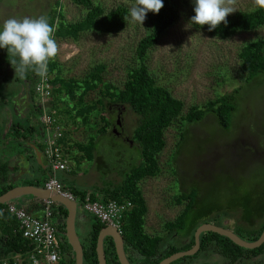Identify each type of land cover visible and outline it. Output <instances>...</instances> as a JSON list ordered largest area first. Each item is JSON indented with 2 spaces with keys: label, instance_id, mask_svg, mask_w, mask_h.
<instances>
[{
  "label": "trees",
  "instance_id": "obj_1",
  "mask_svg": "<svg viewBox=\"0 0 264 264\" xmlns=\"http://www.w3.org/2000/svg\"><path fill=\"white\" fill-rule=\"evenodd\" d=\"M129 1L135 2V0ZM70 2L84 9L82 17L77 21H65L62 17H59V0H53L51 4L47 3L49 8L40 13L41 16L48 17L50 25L56 28L54 38L76 40L81 33L93 31L97 34H112L125 27V16H127L128 10L123 4L104 9L100 3L93 0H70ZM184 7L187 8L190 23V18L195 15L193 0H163V7L159 13L150 11L146 14L145 19L149 24V28L136 42L134 48L135 63L126 68L125 77L120 87L103 80L101 73L104 70V64L102 63L93 65L85 73L84 78L75 80L73 78H62L58 71L57 61L55 59L49 61L46 76L51 73L53 75L47 78L46 81L49 84L50 91L47 100L51 104L45 110L42 106L43 103H40L39 95L35 91L40 77L29 70L21 78L15 72V65L10 62L15 58L8 55L6 48L0 49V85L3 83L4 85L12 84L13 86L9 90L5 89L4 86H0V106L10 105V93H17L18 90H22V94L30 99V101L24 103L27 111L25 115L22 117L16 115L14 119L12 118L4 132L0 126L1 146L5 141H12L14 144L17 137L21 136L22 140L34 141L37 139L38 147L42 150L43 144H40L41 134L38 138H35L32 130L37 127L40 132H44L40 117L43 113H47L53 115L54 118L51 126L57 125L62 129L57 142L64 156L72 159L76 166L83 159L89 161L93 152L94 137L89 136L85 143L67 141L68 132L58 125V121L55 119L57 112L55 113L54 109L57 106L52 98L56 95H60L58 98L62 104L69 100L72 117L83 125L89 122L91 115H98L97 120L101 124L96 131L100 134H104L110 128V118L104 114V112H107L109 105L128 106L138 116V125L134 129L133 135L139 141L140 162L125 173L120 181L115 184L94 187L90 191L71 186L67 189L73 196L78 197L79 201H83L85 196H88L91 201L128 200L130 207L121 218L120 232L125 244L135 252L134 258L139 259L142 264H155L162 257L177 250L189 248L193 243L194 229L203 222L229 228L245 241L255 240L264 226V190L258 195L254 193V189L261 183V178L264 176V171H262L264 165L250 162L251 164L239 171V176L227 175L229 176L227 182L225 179H222V182L214 181L205 189H202L203 186L195 179L196 177L192 178L191 175L193 181H189V183L192 189L189 192L181 189L182 192L176 196L178 200L175 204L181 205V207L173 218L163 222L164 233L149 235L143 231L146 205L137 186V181L143 176H154L157 172L156 154L164 144L163 129L178 120L179 131L176 139V147H178L186 136L187 130L182 128L184 124L198 123L202 117L206 116L204 114L209 113L204 120L207 118L208 121L211 120V131L216 128L220 131V134L231 133L238 106V90L241 85L248 79L260 80L262 83L264 80V39L245 42L237 54L240 61V70L245 72L241 83L233 87L231 91L218 94L212 101L202 106L189 105L182 113L183 101L173 97L167 85H162L157 78L150 75L144 63V57L147 50L156 44L162 31L177 19L179 8L183 9ZM42 9L41 6L40 10ZM263 24L264 9H258L254 12L252 10H236L227 16L226 25L221 23L211 32L208 31L207 25L203 27L191 26L195 30H201L208 36L223 39L236 32L256 29ZM98 84H100L97 91L98 96L94 101H86L84 99L86 93L96 88ZM24 131L26 132L24 133ZM215 131L219 136L217 130ZM109 132L115 136L113 132ZM60 139L63 141H59ZM210 140L212 141V139ZM15 146L17 148L14 149L19 152L18 154L26 156L23 150L24 146L19 150L18 146ZM8 153L5 151L0 152V194L12 186L8 180ZM173 161H175V157H173ZM37 168L41 172V183L51 176L49 169L47 171L43 170L40 165H37ZM186 179L188 181L187 177ZM185 180L182 179L184 184L187 183ZM62 186L64 187L65 184ZM200 194L203 195L200 196ZM21 202L22 204L25 203L24 207L28 212L32 208H35L38 212H43L41 204H33L30 201ZM12 203L18 207L20 206L18 201ZM4 206L5 203H0V262L2 258L9 257L12 254L19 253L23 256L32 246L29 239L21 236L15 217L6 211H1ZM51 210V222L60 236V249L63 253L65 248L69 249L63 235V218L66 211L61 205H55L54 203ZM86 216L88 218V231L85 245H82V264H97L94 250L96 234L103 227V224L92 214H86ZM166 234H172V236L175 234L177 238L183 239L182 245L176 248L172 244L161 252L160 246L163 245ZM198 238L199 248L197 253L218 255L224 258L225 264H228L226 261L247 260L255 255L264 257V241L258 247L248 249L237 246L227 237L211 231L201 232ZM110 255H112L110 258L112 264L116 258L114 253H108V257ZM8 263L11 264L10 259ZM115 263L118 264L117 261ZM22 264L28 263L23 261ZM58 264H73V257H63Z\"/></svg>",
  "mask_w": 264,
  "mask_h": 264
},
{
  "label": "rangeland",
  "instance_id": "obj_2",
  "mask_svg": "<svg viewBox=\"0 0 264 264\" xmlns=\"http://www.w3.org/2000/svg\"><path fill=\"white\" fill-rule=\"evenodd\" d=\"M52 1L0 0V26L9 18H38L43 10L49 8L47 3L51 4ZM93 1L100 3L104 9L123 4L127 7V16L135 3L129 0ZM59 3V17L65 21H77L82 17L84 13L82 7L76 6L70 0H59ZM252 6V0H237L235 5L237 10L245 11H250ZM186 10V7L179 8L177 19L162 31L156 44L147 50L144 57L150 75L157 78L162 85H167L173 97L183 101L182 113L189 105L202 106L212 101L218 94L231 91L241 83L245 72L240 70V61L237 57L239 50L245 42L264 39V24L250 31L236 32L223 39L208 36L191 26ZM148 28L146 19L142 25L126 20L125 27L117 33L97 34L92 31L81 33L76 40L55 38L59 46L55 60L60 76L80 80L93 65L102 63L103 80L120 87L126 68L135 63L136 42ZM52 75L53 73L46 77L50 78ZM260 82L248 79L238 90V106L231 133L220 134V131L214 128L219 133L218 136L215 130L211 131V120L208 121V118L204 120L209 113L204 114L206 116L198 123L184 124L182 128L187 130L186 136L178 147H176L178 120L163 129L164 144L156 154L157 172L154 176H143L137 181L146 205L143 231L152 235L163 230V222L173 218L181 207L175 204L178 200L176 196L182 192L181 189L186 192L192 189L189 183L193 181L192 178L196 177L195 179L203 186L202 189H205L214 181L222 182V179H225L227 182L229 177L227 175L237 176L248 164L264 165V80L263 83ZM0 86L7 90L13 88L12 84L2 83ZM99 88L100 84L87 92L84 99L94 101ZM18 94L19 92L15 95L10 93L13 104L15 99H19ZM59 96L52 98L57 106V110H54L57 112L55 119L58 125L68 132L70 141L85 143L89 136H93L94 143L89 161L83 159L76 166L69 158L73 165L71 172L58 171L56 176L66 188L71 186L87 191L119 182L125 173L140 162L139 141L133 135L138 125V116L128 106H123L118 126L115 127L121 134L111 135L110 128L104 134H100L96 131L101 124L97 120L98 115H91L89 122L83 125L72 117L69 100L62 104ZM43 99L46 100L42 105L45 110L51 102L49 104L46 98ZM17 101V109L25 107V96ZM111 110L104 114L109 116L107 117L112 123L115 112L113 108ZM15 117L16 115H11L9 106L3 108L0 111V121L3 122L0 124L6 122L10 124L9 121ZM36 129L37 127H34L32 132L38 138ZM14 148L17 147L12 141H5L2 146L0 145V152H9L7 156L10 161L16 154ZM186 177L188 181L185 180ZM183 178L186 184L183 183ZM263 190L264 176L254 189V193L258 195ZM75 199L78 202V197L75 196ZM86 227L85 220L81 225H76L78 238H83ZM203 259L205 258L201 260ZM218 259L212 256L204 261L209 263L215 261L213 264H219Z\"/></svg>",
  "mask_w": 264,
  "mask_h": 264
},
{
  "label": "built area",
  "instance_id": "obj_3",
  "mask_svg": "<svg viewBox=\"0 0 264 264\" xmlns=\"http://www.w3.org/2000/svg\"><path fill=\"white\" fill-rule=\"evenodd\" d=\"M46 79L47 77L43 79L40 77L35 87L41 103L46 101L43 98L47 99L50 93ZM40 120L45 125V130H51V136L47 138L44 148V156L51 171L67 170L68 163L56 141L60 137L62 129L57 125L51 126L54 120L53 115L42 114ZM42 186L50 192H57L67 199L77 202L75 196L65 189L54 176L48 177ZM78 203L84 211L94 215L103 225L115 227L117 231H120L121 218L130 207L128 200L91 201L88 196H85L83 201L78 200ZM52 204L51 200L43 199L41 204L43 212L40 216H35L12 202L5 203L1 211H6L15 217L21 236L29 239L32 246L23 256L19 253L12 254L2 258L0 264H9V259L11 264H22L23 261L28 264H58L62 250L60 249V236L51 222Z\"/></svg>",
  "mask_w": 264,
  "mask_h": 264
},
{
  "label": "clouds",
  "instance_id": "obj_4",
  "mask_svg": "<svg viewBox=\"0 0 264 264\" xmlns=\"http://www.w3.org/2000/svg\"><path fill=\"white\" fill-rule=\"evenodd\" d=\"M237 0H193L194 13L190 24L213 31L221 23L227 24V16L234 13ZM252 11L264 9V0H252ZM163 0H135L125 20L143 24L148 12L159 13ZM56 28L50 25L48 17L9 18L0 26V49H7L15 72L21 78L32 70L42 79L46 77L49 61L54 60L59 46L54 38Z\"/></svg>",
  "mask_w": 264,
  "mask_h": 264
},
{
  "label": "flooded vegetation",
  "instance_id": "obj_5",
  "mask_svg": "<svg viewBox=\"0 0 264 264\" xmlns=\"http://www.w3.org/2000/svg\"><path fill=\"white\" fill-rule=\"evenodd\" d=\"M17 92H19V94L21 93V95L18 94L17 97L19 99H15V104L12 103V97H11L10 105L7 104L5 106H0V111L3 108L6 109L9 106L10 109H11V115L13 114V115H17V117H22L23 115L26 114V112H27L26 111V107L17 109V107H18V104H17L18 101L17 100H20L21 98H24V96H25V101H30V99L26 95H23L22 94V90H18ZM14 95H15V93H14ZM13 107H14V109H13ZM111 108H113V111L115 112V114H114V121L112 123H110V131L113 132L112 128H115V120H116L115 118L116 117H118V118L120 117V114H121L120 112H121V110H122L123 107L118 106L116 104L109 105L108 108H107L108 111H112ZM0 122H3V121H0ZM0 126H1L2 131L3 130L6 131L7 127L9 126V123L8 122H6L5 124L4 123H1ZM36 130H37L36 133H38V135L42 134V131L40 132V129L39 128H37ZM120 134L121 133H119V134H115L114 133L115 136H119ZM33 136H34V133H33ZM37 141H38L37 139H35L34 141L33 140H22V137L21 136L17 137V140H16V142L14 141V144L18 146V150H19V148H21L22 146H24L25 148L23 150L25 151L26 156L25 155H22V154H18L19 152H16V154L14 155V157H12L10 159L9 165L7 167L8 168L11 167V170L12 169L15 170V173H14L15 175H18V171H21V172L23 171L22 174H24L25 176H28V177H31L32 178V180L30 178L24 179L23 182L24 181H27V180L28 181L31 180L30 181L31 183L35 182L36 185H41V181H40V179H41V172L37 168V165H40L41 169H43V170H46L47 171L48 169H47L46 161L44 159L43 148H42V150L39 149L38 144H37ZM41 142H44V139L43 138L41 139ZM31 183H26V184H31ZM85 212L86 211H84L83 209H81L80 213H78L76 215L75 219H74V230H75L76 235H77L76 225L77 224L80 225L82 223V221H84V220L88 223V218L86 216L87 213H85ZM65 216H66V213H65ZM57 221H59V220L57 219ZM63 223H64V225H63V235H64L65 217L63 218ZM203 223H205V222H203ZM212 224H214V223H212ZM218 226L224 227L222 225H218ZM224 228H226V227H224ZM86 229L87 230H86V233L84 234L83 238L82 239L78 238L79 239V242L81 244V247H82L83 244L85 245V242H86V237H87L86 235H87V231H88V225H87ZM162 229L163 230L161 232H158V233L157 232H154L153 234H155V233H157V234H163L164 233V226L162 227ZM226 229H229V228H226ZM229 230H231V229H229ZM118 232H119V234L121 236V239H122V249H123V253H124L125 258L128 261V264H142L139 259L137 260V259L134 258L135 252L128 245L125 244V241L123 239V236H122L121 232L120 231H118ZM97 234H98V232H97ZM97 234H96V236H97ZM77 237H78V235H77ZM65 240H66V238H65ZM198 242H199V238H198ZM182 243H183V239L181 240V239L177 238V236L175 234L173 236H172V234H170V235H167L166 234L165 237H164L163 243H162L163 245L160 246L161 247V252H163L164 250H166L167 247L170 246V245H172V244L174 245V247L178 248L179 246L182 245ZM192 245H193V243H192ZM68 246H69V244H68ZM191 246L189 248H191ZM189 248H187V249H189ZM198 248H199V244H198ZM198 248L192 254H189V255H186V256H181L179 258H176L175 260L171 261L169 264H213L215 261L210 262V263L208 261H204L207 257H212V256H215V257H218L219 258L218 259L219 264H225L224 258H222V257H220L218 255H212V254L207 255V254H204V253H201V252L197 253ZM187 249H184V250H187ZM64 250L65 251H63V253L61 254V258H63V257H70V256L73 257V252H72L70 246H69V249L68 248L67 249L65 248ZM102 250H103V255H104V259H105V264H111L110 258L112 257V255H110V257H108V253H110V252H111V254L114 253L115 258H116V254H115V249H114L113 241H112V239L110 237L104 236L102 238ZM184 250H177V251H184ZM177 251H175V252H177ZM162 258H164V257H162ZM162 258H160V260ZM202 258H205V259L201 260ZM116 261L118 262L117 258H116L115 261L112 262V264H116L115 263ZM73 263H74V257H73ZM226 263H228V264H264V257H261L260 255H255V256H253V258H250V259H247V260L240 259L238 261L235 260L233 262L226 261ZM118 264H119V262H118Z\"/></svg>",
  "mask_w": 264,
  "mask_h": 264
},
{
  "label": "water",
  "instance_id": "obj_6",
  "mask_svg": "<svg viewBox=\"0 0 264 264\" xmlns=\"http://www.w3.org/2000/svg\"><path fill=\"white\" fill-rule=\"evenodd\" d=\"M118 122L119 119L118 117H116L115 127L118 126ZM112 130L115 134H119L120 132V130H116L115 128H112ZM23 195H30L38 199H50L51 201L61 205L65 209L66 216H65L64 236L73 252V257H74L73 264H82V247L74 230V219L76 217V212H80L82 208L80 206H76V203L74 201L67 199L66 197L62 196L57 192H50L43 187H39L31 184L11 186L10 188H8L7 190H5L3 193L0 194V203L10 202L14 199L20 198ZM203 231L215 232L219 235L227 237L237 246L248 249L257 247L264 241V226L259 236L255 240L245 241L239 238L229 229H226L224 227L212 223L205 222V223H201L195 228L193 232V245L191 246V248L184 251L174 252L162 258L156 264H169L171 261L175 260L176 258H179L181 256H186L195 252L199 244L198 242L199 233ZM104 236H108L112 239L116 258L119 264H128V261L126 260L123 253L121 236L115 227L109 225H104L102 228H100L96 236L94 250H95L97 264H105V259L102 250V238Z\"/></svg>",
  "mask_w": 264,
  "mask_h": 264
},
{
  "label": "crops",
  "instance_id": "obj_7",
  "mask_svg": "<svg viewBox=\"0 0 264 264\" xmlns=\"http://www.w3.org/2000/svg\"><path fill=\"white\" fill-rule=\"evenodd\" d=\"M44 112V111H43ZM43 114H45V113H43ZM40 122H41V124H42V126H44V132H42V134H43V137H42V134H41V139L43 138L44 139V142H40V144L42 143L43 144V154H44V148H45V146H46V140H47V138L49 137V136H51V130H45V125L43 124V122L40 120ZM48 129H49V127H48ZM56 141H57V139H56ZM67 141L68 142H70V139H69V137H68V139H67ZM62 152V151H61ZM64 155V154H63ZM65 158H66V161H67V163H68V169L67 170H57V171H51V169H50V166L48 165V163H47V160H46V158H45V156H44V159H45V161H46V164H47V169H49L50 170V172H51V176H54L56 179H58V181L60 180V178L58 177V176H56V173L58 172V171H62V172H71V170H72V168H73V165L70 163V161L68 160V158L66 157V156H64ZM11 164V163H10ZM9 165V164H8ZM7 170H8V178L10 179H8L9 181H10V183L12 184V186H15V185H25L27 182H30L31 180H32V178L31 177H28V176H25L24 174H22L23 173V171L21 172V171H18V175H15V174H13V173H15V170H11V167L10 168H8L7 167ZM22 174V175H21ZM13 175V176H12ZM25 177V179L26 178H30L31 180H27V181H24L23 182V180L24 179H22V178H24ZM44 182V181H43ZM43 182L41 183V185H36L35 184V182H33V183H31V185H35V186H39V187H43L42 185H43ZM60 182V181H59ZM60 184H62L63 185V183H61L60 182ZM64 188L65 189H67L66 188V186H64ZM68 190V189H67ZM42 200L43 199H38V198H34V197H32V196H30V195H23V196H21L20 198H17V199H14V200H12V201H10V202H14V201H18L19 203H20V206L21 207H23L24 209H25V203H23L22 204V202L21 201H25V202H28V201H30V203H33V204H42ZM50 200V199H49ZM53 202V201H52ZM55 205H58L57 203H55V202H53ZM76 203V206H80V204L78 203V202H75ZM81 207V206H80ZM26 210V209H25ZM28 212V211H27ZM29 213L31 214V215H35V216H40L41 214H42V212H38L35 208H32L30 211H29ZM78 213H80V212H76V215L78 214ZM81 225V224H80Z\"/></svg>",
  "mask_w": 264,
  "mask_h": 264
}]
</instances>
